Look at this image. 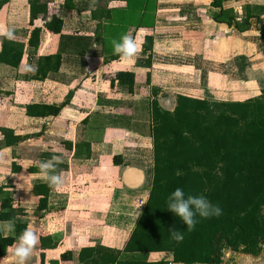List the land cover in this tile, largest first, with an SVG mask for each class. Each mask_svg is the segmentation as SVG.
Returning <instances> with one entry per match:
<instances>
[{
    "label": "crops",
    "instance_id": "0c3cea01",
    "mask_svg": "<svg viewBox=\"0 0 264 264\" xmlns=\"http://www.w3.org/2000/svg\"><path fill=\"white\" fill-rule=\"evenodd\" d=\"M41 1L51 5L61 29L59 34L42 30L36 50L26 46L31 29L26 0H9L0 8V25L15 31L10 41L23 44L16 68L0 63V127L19 137L6 147L0 135V203L9 199L21 213L20 222L32 224L37 237L46 238V247L39 243L29 264H40V254L42 264H80L81 248L122 251L141 212L151 176V103L171 111L176 95L225 102L264 92V0H227L219 7L211 0H153L149 9L135 10L139 18L147 15L146 23L124 27L123 35L133 36L139 49L131 60L102 47L105 31L121 27L113 13L129 11L128 0H73L67 9L63 0ZM250 13L245 29L241 23ZM216 15L219 22L213 20ZM33 26L42 27V22ZM145 36L151 38L149 52L141 48ZM45 54H58L59 68L35 80V73L23 68ZM147 57L149 66H140ZM116 72L134 74L130 92L113 80ZM31 105L59 111L28 117L25 108ZM54 155L61 158L63 184L59 190L49 187L46 208L37 212L41 196L32 188L46 183L37 165ZM26 160L33 163L26 166ZM124 168L141 171L140 187L121 183ZM0 236L13 237L14 232L0 230ZM64 252H70V260H60ZM227 257L225 264H264V245L257 256ZM121 258L171 261L164 252L123 253Z\"/></svg>",
    "mask_w": 264,
    "mask_h": 264
},
{
    "label": "trees",
    "instance_id": "16d2710c",
    "mask_svg": "<svg viewBox=\"0 0 264 264\" xmlns=\"http://www.w3.org/2000/svg\"><path fill=\"white\" fill-rule=\"evenodd\" d=\"M8 1L0 0V8ZM72 1L63 0V7L71 8ZM26 3L27 25L31 27L26 46L36 50L40 32L59 34L61 20L55 17L46 1L26 0ZM221 3L222 0L210 1L213 7H219ZM218 15L213 18L216 22H219ZM250 17L252 14H247L241 23L245 29ZM36 20L42 22V27L33 26ZM231 21L233 17H227L226 24L230 25ZM233 26L238 30L243 28L237 23ZM0 43V63L16 68L23 54V44L5 38ZM150 46L151 38L145 36L142 51L149 52ZM36 66L38 71L32 78L43 80L47 73L58 70L59 55H40ZM140 66L148 67L149 57ZM113 80L126 85L130 92L134 74L116 72ZM58 111L59 107L31 105L25 108V115L46 117ZM150 121L149 188L122 251L102 246L81 248L77 253L78 263L221 264L224 250L257 256L264 245V92L255 98L225 102L176 95L171 111L151 103ZM0 135L2 146H13L19 141V137L6 128L0 127ZM66 145L70 149V143ZM82 147L88 151L87 144ZM42 156L49 155L42 153ZM113 163L118 164V161L113 160ZM176 188H182L186 195L203 194L213 205L221 208L222 214L208 219L197 217L194 229L188 231L178 217L167 211V197ZM48 189L47 182L32 188L35 195L41 196L37 200V212L46 208ZM20 216V211L11 207L9 199L1 201L0 221L15 218L16 227L13 237L0 236V258L5 256L6 249L25 228ZM173 227L182 232V242L171 237L169 229ZM45 239L39 237L41 248L46 247ZM150 252L169 253L171 261L147 263L121 258L123 253L146 255ZM42 259L40 254V264ZM60 260H70V252L61 253Z\"/></svg>",
    "mask_w": 264,
    "mask_h": 264
},
{
    "label": "clouds",
    "instance_id": "9594fccd",
    "mask_svg": "<svg viewBox=\"0 0 264 264\" xmlns=\"http://www.w3.org/2000/svg\"><path fill=\"white\" fill-rule=\"evenodd\" d=\"M0 37L8 40L15 39V31L12 28L0 25ZM113 53L121 60H131L139 51L137 43L133 36L124 34L120 39L112 41ZM0 51H2V43H0ZM25 72L35 73L38 71V66L27 65L23 68ZM33 162L26 160L25 165L30 166ZM61 163L59 156H52L47 160L39 161L38 175L48 183L49 187L59 190L63 184L62 177L59 173L58 166ZM167 211L171 212L179 221L186 226L188 231L194 229L197 217L208 219L222 214V210L218 205H213L203 194L201 195H186L182 188H176L169 194L166 200ZM27 213H31V208H26ZM3 231L14 232L16 227L15 218H10L5 221H0ZM171 237L177 242H182L183 234L175 227L169 229ZM39 244V238L33 231L32 224L27 227L17 236L13 245L9 246V255L0 259V264H29L32 254Z\"/></svg>",
    "mask_w": 264,
    "mask_h": 264
},
{
    "label": "rangeland",
    "instance_id": "374dc122",
    "mask_svg": "<svg viewBox=\"0 0 264 264\" xmlns=\"http://www.w3.org/2000/svg\"><path fill=\"white\" fill-rule=\"evenodd\" d=\"M153 0H128V9L129 11L126 12H114L113 15L116 18V20L119 22V24L121 25L120 28H110L107 29V31H105L107 36H103V42H102V47L104 48V51H106L107 53L109 52H113V46H112V41L113 40H119L120 37L123 35V30L124 27L128 24H138L140 23V21H142V23H146L147 20V15L145 16V18H142L138 16L137 12L135 10H137L139 7H144L146 6V8H150ZM223 2L227 1V0H222ZM106 30V29H105ZM209 100V99H208ZM213 101H218V100H213ZM229 253L227 252L225 259H227Z\"/></svg>",
    "mask_w": 264,
    "mask_h": 264
},
{
    "label": "water",
    "instance_id": "95a60500",
    "mask_svg": "<svg viewBox=\"0 0 264 264\" xmlns=\"http://www.w3.org/2000/svg\"><path fill=\"white\" fill-rule=\"evenodd\" d=\"M120 181L125 187L129 189H136L141 186L142 173L138 169L124 168L120 175ZM227 252L229 254H234V252L230 250H224L221 264H225V256Z\"/></svg>",
    "mask_w": 264,
    "mask_h": 264
}]
</instances>
